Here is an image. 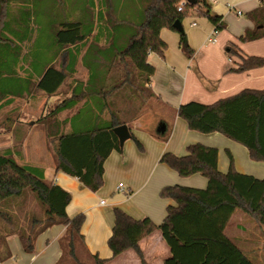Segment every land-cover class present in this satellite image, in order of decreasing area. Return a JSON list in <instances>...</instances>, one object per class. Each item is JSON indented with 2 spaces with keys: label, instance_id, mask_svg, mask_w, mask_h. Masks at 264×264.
<instances>
[{
  "label": "trees",
  "instance_id": "obj_1",
  "mask_svg": "<svg viewBox=\"0 0 264 264\" xmlns=\"http://www.w3.org/2000/svg\"><path fill=\"white\" fill-rule=\"evenodd\" d=\"M60 1L64 23L55 37L65 50L77 47L92 35L94 17L78 5ZM195 1L191 5L185 0H104L110 43L104 47L91 45L89 56L87 51L83 59L87 70L106 71L102 75L97 72L96 82L100 86L95 91L88 92L87 85L76 93L68 83L67 71L75 70L76 61L73 67L67 64L66 50L54 65L42 69L44 73L33 96L58 98L54 104L46 103L37 121L45 127L47 147L57 172L77 179L94 193L104 187L106 161L114 151H122L113 130L123 125L131 129L144 109L160 101L150 88L155 67L149 60L152 54L164 57L167 50L160 32L163 29L177 32L175 23L182 22L193 10H202L216 32L227 28L224 18L212 13L208 0ZM11 3L12 0H0V44L6 43L2 30L19 9ZM248 16L260 28L246 32L241 40L264 38V6ZM179 49L190 60L194 59L195 52L185 33H180ZM229 52L237 54L233 49ZM14 56L17 53L10 54L9 60H14ZM89 64L94 65L93 69ZM262 67L263 58L251 57L233 71ZM177 116L189 130L205 135L221 134L245 147L252 161L264 163V90H245L212 105L191 102L180 106ZM158 138L167 141L168 135ZM131 139L142 151L143 145L134 134ZM229 158V170L223 173L217 148L197 143L187 147L185 156L163 154L162 164L182 178L194 175L206 178L207 188L164 187L160 197L174 201L175 205L168 206L160 225L149 218L137 220L114 208L115 221L108 240L113 256L101 259L86 246L82 234L85 215L74 218L67 215L71 194L48 182L42 172L0 155V247L8 251L4 255L0 249V260L12 256L9 237L17 236L24 252L34 254L39 236L53 226L63 225L66 234L60 240L62 256L57 264H110L129 250L137 254L141 264H147L140 242L156 231L162 233L172 253L164 264H253L226 235V229L237 212L264 228V179L237 172L231 154ZM33 201L41 208V214L31 209Z\"/></svg>",
  "mask_w": 264,
  "mask_h": 264
},
{
  "label": "crops",
  "instance_id": "obj_2",
  "mask_svg": "<svg viewBox=\"0 0 264 264\" xmlns=\"http://www.w3.org/2000/svg\"><path fill=\"white\" fill-rule=\"evenodd\" d=\"M67 1L69 5L75 4L81 10H87L94 17L92 35L77 47L65 49L68 52L67 64L73 67L76 61L75 70L67 71L68 83L76 93L85 90L87 85L88 92L95 91L100 86L96 82L97 72L102 75L106 71L87 70L83 59L87 51L89 56L91 45L104 47L110 43V31L105 21L107 6L104 0ZM208 3L213 14L224 18L227 28L216 32L202 10H193L182 21L188 43L195 52L193 60L179 49L178 31L163 29L160 32L161 39L167 44L165 55L152 54L149 58L155 67L150 88L160 101L144 109L130 129L143 145V150L136 148V143L130 138L124 143L122 151H114L105 164L104 187L96 193L82 186L77 179L56 171L54 157L47 147L45 127L37 122L46 103L58 101L56 97L35 98L33 95L44 73L42 69L54 65L65 51L55 37L64 23L61 1L16 0L14 4L19 9L2 30L6 43L0 44V155L42 172L48 182L71 194L67 215L70 218L85 215L82 234L86 246L91 254L101 259L113 256L108 240L115 221L114 208L122 209L137 220L149 218L160 225L168 206L175 205L174 201L160 197L164 187L207 188L206 178L200 175L182 178L162 164L161 157L167 152L185 156L189 145L201 143L218 149L221 172H228L231 154L237 172L264 179V163L252 161L245 147L218 133L205 135L191 131L186 122L177 116L178 108L191 102L212 105L245 90H264V67L233 71L242 65L244 59H264V38L250 42L241 40L246 32L260 28L248 15L264 6V0H208ZM230 49L237 54L229 52ZM14 51L18 62L12 59L11 65L9 57ZM24 61L29 63V68L19 75L16 71ZM65 116L62 115V118ZM164 135H168L167 141L158 138ZM115 178L122 181L118 185L111 184ZM120 184L124 185L123 192L118 189ZM249 220L252 221L244 213H235L226 235L250 257L253 264H264V228L253 221L255 225H252ZM65 234L66 227L63 225L49 228L39 236L34 254L25 253L18 237L11 236L7 243L12 256L0 260V264H57L62 256L60 240ZM140 247L147 264H164L172 257L160 231L143 239ZM0 249L4 255L8 252L3 247ZM119 260L123 264H141L132 250L111 263Z\"/></svg>",
  "mask_w": 264,
  "mask_h": 264
},
{
  "label": "water",
  "instance_id": "obj_3",
  "mask_svg": "<svg viewBox=\"0 0 264 264\" xmlns=\"http://www.w3.org/2000/svg\"><path fill=\"white\" fill-rule=\"evenodd\" d=\"M188 4H195L196 1L195 0H185ZM175 29L180 32V33H184V29L182 26V22L177 21L175 23ZM115 135L118 137L119 139V143H120V147H123L124 143L129 140L131 138V132L128 126L123 125L120 127L115 128L114 130Z\"/></svg>",
  "mask_w": 264,
  "mask_h": 264
},
{
  "label": "rangeland",
  "instance_id": "obj_4",
  "mask_svg": "<svg viewBox=\"0 0 264 264\" xmlns=\"http://www.w3.org/2000/svg\"><path fill=\"white\" fill-rule=\"evenodd\" d=\"M15 1L16 0H12V3H11V5H13L14 7H17V8H19V6L18 5H16V4H14L15 3ZM17 13V12H16ZM14 16V15H13ZM1 35H3L2 33H1ZM15 53H16V51H14L13 52V55H15ZM15 57V56H14ZM13 62H18V60H13ZM13 62H11V65H12V63ZM29 68V63H27L26 61H24V64H22V66H21V68L18 70V71H16L17 73H19V75H20V73L22 72V71H26L27 69ZM18 69V68H17ZM22 74V73H21ZM133 141V140H132ZM134 142V141H133ZM135 143V142H134ZM136 148H138L137 146H136ZM122 180H120L119 181V179H117V178H115V179H113V182H111V184H116V185H118L119 184V182H121ZM102 200H104V199H102ZM31 207V209H34V211H36L38 214H41V212H42V210H41V208L39 207V205L36 203V202H32V206H30ZM249 223H251L252 225H255L252 221H250L249 220ZM111 264H123V261L122 260H119V261H117L116 263H111Z\"/></svg>",
  "mask_w": 264,
  "mask_h": 264
},
{
  "label": "built area",
  "instance_id": "obj_5",
  "mask_svg": "<svg viewBox=\"0 0 264 264\" xmlns=\"http://www.w3.org/2000/svg\"><path fill=\"white\" fill-rule=\"evenodd\" d=\"M182 6H183V3H182ZM182 10V7L179 8V11ZM119 191H124V185L123 184H120L119 187H118ZM102 204H104V202H102Z\"/></svg>",
  "mask_w": 264,
  "mask_h": 264
}]
</instances>
